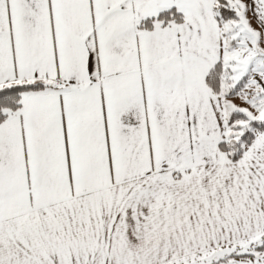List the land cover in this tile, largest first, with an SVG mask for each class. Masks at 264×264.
Here are the masks:
<instances>
[{"label": "snow or ice", "instance_id": "obj_1", "mask_svg": "<svg viewBox=\"0 0 264 264\" xmlns=\"http://www.w3.org/2000/svg\"><path fill=\"white\" fill-rule=\"evenodd\" d=\"M0 264H264V0H0Z\"/></svg>", "mask_w": 264, "mask_h": 264}]
</instances>
